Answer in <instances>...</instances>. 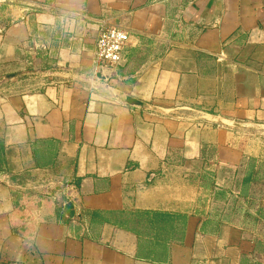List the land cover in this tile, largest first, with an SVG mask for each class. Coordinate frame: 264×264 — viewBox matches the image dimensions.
<instances>
[{
  "label": "crops",
  "instance_id": "crops-1",
  "mask_svg": "<svg viewBox=\"0 0 264 264\" xmlns=\"http://www.w3.org/2000/svg\"><path fill=\"white\" fill-rule=\"evenodd\" d=\"M27 2L0 24V71L22 77L0 87V264H264L240 135L264 129V0ZM100 22L130 32L105 83L158 110L89 83ZM32 37L59 71L29 75Z\"/></svg>",
  "mask_w": 264,
  "mask_h": 264
},
{
  "label": "rangeland",
  "instance_id": "rangeland-1",
  "mask_svg": "<svg viewBox=\"0 0 264 264\" xmlns=\"http://www.w3.org/2000/svg\"><path fill=\"white\" fill-rule=\"evenodd\" d=\"M27 0H0V24L1 23H13L20 20L23 15L27 12L28 9H22L23 7H33L34 10H42V6H30L27 4ZM29 11H32L31 8H29ZM69 22L72 23L69 25ZM80 22L74 21L72 17H70L69 20H66L64 32L65 33H71V35L77 36L76 32L78 30V25ZM54 36L55 37H61V29H55ZM32 32V30L30 31ZM30 36H32L30 34ZM34 36V35H33ZM97 38V37H96ZM38 39V38H37ZM96 41V40H95ZM32 44L31 47L28 49L27 55L28 56H35V58H41L44 62H35V64H31V66L28 68L29 75H35V74H43L44 72H48L47 69L50 70V72H57L59 71L57 65H55L53 62L55 59V54L51 52L48 47V45L43 42L42 40L38 39L37 42L33 40V37L31 38ZM50 52V53H47ZM52 57H51V56ZM43 57H50V59H53L52 62H48V60H45ZM49 65V66H47ZM52 67V68H51ZM96 71L100 70L98 67H95ZM12 74V73H10ZM8 74H5V70L0 71V87H7L10 83H13L16 81V79L22 78L20 76V73L14 77L7 78ZM25 75V76H29ZM94 81L98 80L97 74L94 73ZM48 77V76H47ZM46 77V78H47ZM45 78V77H44ZM91 80V79H90ZM89 80V81H90ZM93 81V80H92ZM105 83V81H104ZM240 135L243 140H246V147L248 151V155L251 156L250 163L261 164L264 166V129L258 128V127H250L246 129L240 130Z\"/></svg>",
  "mask_w": 264,
  "mask_h": 264
},
{
  "label": "built area",
  "instance_id": "built-area-1",
  "mask_svg": "<svg viewBox=\"0 0 264 264\" xmlns=\"http://www.w3.org/2000/svg\"><path fill=\"white\" fill-rule=\"evenodd\" d=\"M130 32L120 26L100 22L95 41L94 62L101 70L113 69L121 62Z\"/></svg>",
  "mask_w": 264,
  "mask_h": 264
},
{
  "label": "water",
  "instance_id": "water-1",
  "mask_svg": "<svg viewBox=\"0 0 264 264\" xmlns=\"http://www.w3.org/2000/svg\"><path fill=\"white\" fill-rule=\"evenodd\" d=\"M19 73H12L8 74L6 77H14L18 75ZM97 78L96 81H89V83L92 85L94 89H96L101 94L110 97V98H117L123 103H126L128 105L137 106L144 109H155L158 110L159 108L155 105L144 101L134 95H132L129 92H126L124 90L118 89L116 87H113L107 83H104L109 78V75L105 73L103 70H98L97 72Z\"/></svg>",
  "mask_w": 264,
  "mask_h": 264
},
{
  "label": "trees",
  "instance_id": "trees-1",
  "mask_svg": "<svg viewBox=\"0 0 264 264\" xmlns=\"http://www.w3.org/2000/svg\"><path fill=\"white\" fill-rule=\"evenodd\" d=\"M145 214L151 216L152 221L159 219L160 217L163 218L164 214L156 211H144Z\"/></svg>",
  "mask_w": 264,
  "mask_h": 264
}]
</instances>
